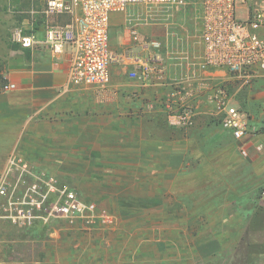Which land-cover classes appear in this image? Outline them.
Returning a JSON list of instances; mask_svg holds the SVG:
<instances>
[{"label": "crops", "instance_id": "0c3cea01", "mask_svg": "<svg viewBox=\"0 0 264 264\" xmlns=\"http://www.w3.org/2000/svg\"><path fill=\"white\" fill-rule=\"evenodd\" d=\"M180 26L185 24L180 22ZM112 29H117L114 42L111 39L115 49H142V59L153 53L152 46L142 48L141 40L133 38L127 13L114 18ZM180 29H173L175 36L171 34L170 45L162 50L163 73L152 71L147 77H131L137 62L127 58L112 66V81L106 89L69 86L68 53L53 56L43 47L8 48L0 66V82H14L17 89L0 93V173L4 174L9 156L15 153L36 172H100L103 179L104 173L117 172L123 180L118 188L124 196L158 198L160 203L172 205L176 202L175 176L182 173L185 157L191 153L201 155L202 212L209 204L202 199L207 188L203 180H214L212 173L221 167L214 159L222 152L216 145L222 135L230 141L231 133L220 129L211 116L214 102L210 94L217 90L220 79L217 75L203 77L208 86L201 91V69L190 67L184 55L193 24ZM142 30L147 39L164 38L166 34L162 26ZM173 49L177 53L173 54ZM168 106L192 107L196 113L194 126H170ZM250 142L248 137L241 145L250 146ZM210 190L208 187L207 191L215 196ZM166 216L172 218L174 212H166ZM8 221L0 217V264H76L62 259V247H30L27 231L24 237V231ZM261 242L262 248L249 264H264V241ZM119 248L114 253L116 259L109 255L107 260L95 257L85 264L174 263V247Z\"/></svg>", "mask_w": 264, "mask_h": 264}, {"label": "built area", "instance_id": "2783aa9c", "mask_svg": "<svg viewBox=\"0 0 264 264\" xmlns=\"http://www.w3.org/2000/svg\"><path fill=\"white\" fill-rule=\"evenodd\" d=\"M189 12L193 21L189 37L192 45L184 55L190 67L201 69V91L208 86L203 77L217 75L220 79L217 90L210 94L213 116L237 141L259 137L263 133L252 125L254 121L244 110L239 92L264 82V0H43V27L30 33L17 29L13 42L25 49L43 47L53 56L68 53L69 86L106 89L112 81V66L127 58L137 62L131 77H147L152 71L163 73L165 66L160 56L170 45L171 34L175 36L173 25L178 22L174 19L188 17ZM125 13L133 38L141 40L142 48H153V53L144 59L142 49L119 51L112 45L113 20ZM62 17L66 20L59 21ZM150 26H162L167 30L165 37H143L142 28ZM16 89L14 82H0V93ZM167 109L170 124L191 125L196 115L190 106ZM244 146L242 150L248 154ZM262 147V143L257 145L258 150ZM45 174L31 169L21 156L11 154L6 171L0 173V217L16 224L45 219L34 209L40 211L53 194L57 199L51 202L50 214L71 221L80 217L93 220L97 211L94 202L83 200L55 177L46 179ZM28 176L34 178L30 184Z\"/></svg>", "mask_w": 264, "mask_h": 264}, {"label": "rangeland", "instance_id": "374dc122", "mask_svg": "<svg viewBox=\"0 0 264 264\" xmlns=\"http://www.w3.org/2000/svg\"><path fill=\"white\" fill-rule=\"evenodd\" d=\"M42 1L0 0V66L7 49L13 44V34L17 29L30 33L43 27ZM187 16L174 19L178 24L173 25V29L183 30L189 23L193 24L191 13ZM64 20V17L59 19ZM180 22L185 26L181 27ZM116 30H111L113 42ZM239 97L244 110L254 121L252 125L259 127L263 134L251 138L250 146L245 144L248 154L231 134L230 141H225L222 135L219 145L215 144L222 148V152L214 159L216 166L218 162L221 167L212 173L214 180H203L207 188L202 199L209 204L202 212L201 155L188 153L182 173L175 176L173 198L176 202L172 205L162 204L158 198L124 196L118 188L123 185V180L117 172L104 173V179L100 172L87 175L81 172H45L46 179L55 177L60 185L68 186L83 200L94 202L96 216L92 221L81 217L71 221L64 216L50 214L51 202L57 199L52 194L40 211L34 209L45 219L36 218L30 224H16L8 218V224L23 230L24 237L27 231L30 247H62V259L76 264H85L95 257L107 260L108 255L116 259L114 253L121 250L119 247H127L126 250L128 247H174L173 264H249L264 241V82L252 90L239 92ZM193 124L169 123L181 128L193 127ZM260 143L263 147L258 150ZM204 164L209 169L208 161ZM33 181V177H27L28 184ZM208 187L215 196L207 191ZM166 212H174V217H167ZM201 214L204 219H201ZM38 255L36 252L35 257Z\"/></svg>", "mask_w": 264, "mask_h": 264}, {"label": "trees", "instance_id": "16d2710c", "mask_svg": "<svg viewBox=\"0 0 264 264\" xmlns=\"http://www.w3.org/2000/svg\"><path fill=\"white\" fill-rule=\"evenodd\" d=\"M38 26V25H37ZM11 48H14V49H20V48H22V49H25V48H23L19 43H16V42H13V44L11 45ZM243 93L245 92V91H242ZM214 121L216 122H218V123H220V121L219 120H217V119H214Z\"/></svg>", "mask_w": 264, "mask_h": 264}]
</instances>
